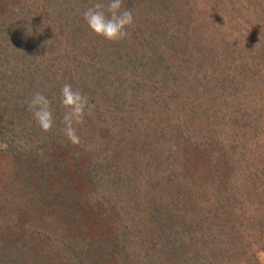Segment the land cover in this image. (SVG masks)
I'll use <instances>...</instances> for the list:
<instances>
[{"label":"trees","instance_id":"1","mask_svg":"<svg viewBox=\"0 0 264 264\" xmlns=\"http://www.w3.org/2000/svg\"><path fill=\"white\" fill-rule=\"evenodd\" d=\"M97 2L0 0V167H15L0 181V264H264V0H226L240 49L199 37L193 6L181 14L191 0H123L134 24L109 42L83 18ZM64 84L89 100L76 144ZM36 92L49 132L28 111ZM77 152L72 174L62 159ZM54 222L76 231L35 240Z\"/></svg>","mask_w":264,"mask_h":264},{"label":"clouds","instance_id":"2","mask_svg":"<svg viewBox=\"0 0 264 264\" xmlns=\"http://www.w3.org/2000/svg\"><path fill=\"white\" fill-rule=\"evenodd\" d=\"M123 0H98L84 12L83 18L89 30L109 42H119L129 36L128 28L134 24L131 10H122ZM60 105L64 108L62 123L64 134L73 143H79L74 125L84 122L89 100L71 84H64L60 90ZM28 111L43 132L54 126L52 101L43 93L36 92L27 103Z\"/></svg>","mask_w":264,"mask_h":264},{"label":"rangeland","instance_id":"3","mask_svg":"<svg viewBox=\"0 0 264 264\" xmlns=\"http://www.w3.org/2000/svg\"><path fill=\"white\" fill-rule=\"evenodd\" d=\"M224 2H225V4L221 3V5L218 4L216 6V4H213L211 0H195V1L191 0V3H190L191 5L189 4L186 7V10H184L181 14H183L182 16H189L190 15V8H191V6H193L192 7L193 9L191 10V12L193 14H196L194 16V18L192 19L193 23L196 24V25H193L194 31L197 32V35L199 37H201L203 39V41H207V40L211 39L210 36H212L214 40L217 39L219 42L220 41H223V42L239 41L237 49H240L241 45L246 44L245 41H241L240 39L236 40L237 37L240 35V33H242V26H243L242 21H240V17L235 19L233 12L232 13L231 12L225 13V11H228V10H226L227 8L231 9V5H229V2H226V0H224ZM238 2H241V0H235L233 5L236 3L239 6L240 3H238ZM243 9H245V8H243ZM179 12H181V11H179ZM217 15H222L223 19H221L219 21H217V19H216L213 21L214 17H216ZM212 21L214 22V24L211 23ZM209 25H210V27H209ZM240 42H241V44H240ZM241 99H243V98L240 97V100ZM241 101L245 102L244 100H241ZM81 153H79V152H77L76 154L69 153V154L64 155L63 159L61 158L63 160V163L66 164L67 170H70L72 172V174H76V173L78 174L79 173L78 170H80V167H83L84 162L81 161V159H80ZM2 163H3L2 166L7 165L4 161ZM13 168H15L13 166V164L11 166L7 165V167H4V168L0 167V181L5 180V181L9 182L8 174L10 175L11 170H13ZM227 172L229 174H231V170L230 171L227 170ZM74 183H75V186L82 189V191L84 192L85 195L87 192L91 193L90 189L86 188L88 186L86 185L84 179L79 178V180H78V178H77ZM69 212H71L70 207H69ZM57 222H54V224H50V225H48L46 223H39L36 226L32 227L30 232L38 234L39 236L36 234L33 235L34 237L36 235L37 239H35V240L38 241V239H39L40 240L39 242H41L43 244L47 243L46 246H48V245H51L54 240L58 241L60 238V234L66 236L68 233L71 232V230L76 231V228H74V226H69V227L65 226L60 230L61 231L60 232L59 230H57L59 228V226H58V228H55V224L59 223V222L58 223ZM101 223H103L104 228L100 227L98 233H95V231L93 230V236H94V234H96V237L97 236L102 237L103 234H105V232L107 231V229L105 228V223L103 221H100V224ZM100 224H99V226H101ZM76 226H79V225H76ZM83 226H86L85 221H84V224L80 227H83ZM80 227H77V230H81ZM130 230H131V227H128V230H127L122 222L118 223V225H116V233H118V235H122V234L125 235ZM133 233H136V231H134ZM50 240H52V241L49 242ZM134 251H135V254H136V252L139 253L138 250H134ZM262 255L264 256V251H263ZM142 256L143 255L140 254L141 258H142Z\"/></svg>","mask_w":264,"mask_h":264}]
</instances>
